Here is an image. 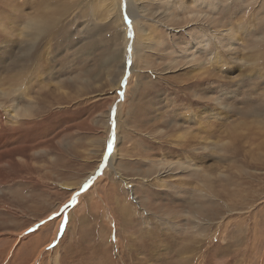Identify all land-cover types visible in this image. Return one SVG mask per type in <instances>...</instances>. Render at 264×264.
I'll use <instances>...</instances> for the list:
<instances>
[{"label": "rangeland", "instance_id": "1", "mask_svg": "<svg viewBox=\"0 0 264 264\" xmlns=\"http://www.w3.org/2000/svg\"><path fill=\"white\" fill-rule=\"evenodd\" d=\"M108 1L0 0V264H264V0Z\"/></svg>", "mask_w": 264, "mask_h": 264}, {"label": "bare ground", "instance_id": "2", "mask_svg": "<svg viewBox=\"0 0 264 264\" xmlns=\"http://www.w3.org/2000/svg\"><path fill=\"white\" fill-rule=\"evenodd\" d=\"M10 1L12 2V0H10ZM113 1H114V3L117 2V0H113ZM111 3H113L112 0H109L107 2L106 7L108 10H110L109 9L110 6L112 8L113 7L115 8L116 4H118V3H116V4L113 3L114 5H111ZM46 6H48V9L46 7V10H48L49 15L46 16L45 14H47V13H45V12L42 13V11L40 9H38V10L34 11L31 15L29 14L26 23L22 26L21 35H23L22 37H24V40H22V42H21V47L19 49L20 55H19L18 59L16 58V60L18 61L17 65H19V67L21 69L23 68V70H25L26 67L28 66L29 62L32 61V59H31L32 55L37 54L35 52H38V48H39L38 46L42 43V36L50 34L52 32L53 28L56 26V24L59 21V19H57V17H56L57 16L56 10L51 8L49 6V4H47ZM117 7H118V5H117ZM131 8H132V6H129L128 10H130ZM118 10H120V7L118 8ZM54 16L56 18H54ZM138 31L141 33L142 30L140 27H139ZM35 47L37 48L36 51H35ZM115 53L113 52V50H108L105 53V56L109 57V56L115 55ZM216 55H217V53L212 54V59H217ZM35 71H36V75H38L36 77L39 79V77H40L39 72H38V70H35ZM22 87L23 86H19L18 89L22 92L24 91L22 94L26 95V91ZM9 100H11V99H9ZM19 110L21 111V113ZM3 111H4V114L6 116H9L10 118H12V117L15 118L16 116L22 117L26 113H29V111H27L26 107L22 108V103L20 102V100H18V99L14 100V98L12 99V102L10 103V105H8L6 108H4Z\"/></svg>", "mask_w": 264, "mask_h": 264}, {"label": "snow or ice", "instance_id": "3", "mask_svg": "<svg viewBox=\"0 0 264 264\" xmlns=\"http://www.w3.org/2000/svg\"><path fill=\"white\" fill-rule=\"evenodd\" d=\"M124 20L127 22L128 24V28H129V32H128V35L129 36H132L133 35V32H132V29H131V21L130 19L128 18L127 15L124 16ZM128 51L130 52L131 51V47L129 46V49ZM131 62L130 61H124L120 67L121 69H123L125 67L126 64H130ZM127 79H128V74L125 73L124 76L120 79V83H119V88L121 89V91L119 92L120 96L123 97L124 93L122 91V89L126 86V83H127ZM209 85L211 84V82H207ZM224 85H219L218 87L214 88V87H205V85L202 83V84H199V85H196L195 86V91H213V92H217V96L215 97H209L207 100H202V101H199V103H202V104H208L209 106H214V105H217L220 103V97L223 96V93L218 91V88H223ZM115 110H113V114H112V117H111V127L114 128L115 126V114H114ZM112 135H114V133H110V136L109 138L106 140V143H105V148H104V155L103 157L101 158V164L99 165V168L97 169V171H99L100 168H103L104 167V163L103 161L105 159H109L110 158V154L112 152V149H113V139L111 138ZM94 180V177H90L88 178L84 184L80 187V190L78 193H74L67 201V203H65L63 206H62V209L60 211V213H53V216H58V215H61L63 213V211L65 209H67L70 205L74 204L76 202V199H77V195H79L80 193H83L85 192L91 185V183L93 182ZM53 217H49V219L51 220ZM44 222L41 221V224H43ZM63 226V225H62ZM29 232H33L34 230L33 229H29L28 230ZM114 239V237H113ZM51 247V245L49 246Z\"/></svg>", "mask_w": 264, "mask_h": 264}]
</instances>
